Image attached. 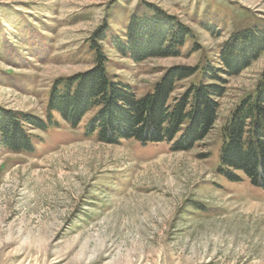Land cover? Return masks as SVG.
<instances>
[{"label": "rangeland", "instance_id": "1", "mask_svg": "<svg viewBox=\"0 0 264 264\" xmlns=\"http://www.w3.org/2000/svg\"><path fill=\"white\" fill-rule=\"evenodd\" d=\"M149 5L190 34L177 55L138 62L112 40ZM256 25L264 0H0V111L48 121L59 82L95 67L99 52L138 97L176 67L198 72L171 102L200 82L223 88L214 127L188 150L100 141L88 129L95 111L73 126L55 111L45 130L27 124L33 152L0 147V264H264V188L219 171L225 125L255 93L264 52L221 80L203 69L220 67L221 46Z\"/></svg>", "mask_w": 264, "mask_h": 264}, {"label": "trees", "instance_id": "2", "mask_svg": "<svg viewBox=\"0 0 264 264\" xmlns=\"http://www.w3.org/2000/svg\"><path fill=\"white\" fill-rule=\"evenodd\" d=\"M146 8L130 19L126 35L114 37L112 43L124 57L138 62L177 55L190 34L188 27L157 6ZM106 31L100 28L95 37H105ZM263 52L264 27L238 30L221 46L222 65L205 66L204 78L221 80V72L238 75ZM96 58L97 65L86 73L59 82L51 99L48 121L0 111V147L33 152L35 145L27 124L40 130L57 124L51 111L60 113L72 126L80 123L87 112L95 111L89 131L98 130L100 141L113 144L131 139L143 145L167 141L176 150H188L214 127L218 118L217 98L223 95L219 83L194 84L171 102L176 83L196 74L194 68L172 69L158 81L154 91L138 97L132 86L112 79L102 52ZM258 82L255 93L241 101L225 125L219 171L230 181L247 177L254 186L264 188V71Z\"/></svg>", "mask_w": 264, "mask_h": 264}]
</instances>
